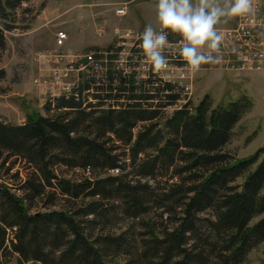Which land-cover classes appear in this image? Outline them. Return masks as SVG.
Segmentation results:
<instances>
[{
	"label": "trees",
	"instance_id": "obj_1",
	"mask_svg": "<svg viewBox=\"0 0 264 264\" xmlns=\"http://www.w3.org/2000/svg\"><path fill=\"white\" fill-rule=\"evenodd\" d=\"M157 94L132 95L117 109L61 97L45 105L54 113L50 117L29 114L20 124L0 119V154L21 156L33 168L20 185L21 198L0 183V264L8 250L17 253L19 264H106V256L122 242L95 232L109 222L110 210L137 218L161 209V218L167 213L166 221L173 224L160 229L154 220H144L148 236L134 253L136 264H208L211 259L238 264L264 239V215L249 225L264 214V156L236 182L262 147L233 160L223 150L240 104L232 102L210 119L201 110L192 114L188 104L167 116L162 108L175 96ZM58 163L76 173L104 175L59 177L53 169ZM156 177L154 185L142 180ZM49 190L44 204L58 191L68 207L29 213L27 207ZM206 210L210 217H201Z\"/></svg>",
	"mask_w": 264,
	"mask_h": 264
},
{
	"label": "rangeland",
	"instance_id": "obj_2",
	"mask_svg": "<svg viewBox=\"0 0 264 264\" xmlns=\"http://www.w3.org/2000/svg\"><path fill=\"white\" fill-rule=\"evenodd\" d=\"M22 1L25 5L21 4ZM118 1L124 2L127 8L126 14L120 17L114 13L115 2ZM8 2L9 4L6 0H0V31L3 36V46L0 47V119L11 124L22 123L29 114L47 117L54 114L50 110L47 111L45 106L48 102L52 104L54 102V99H46L47 86L44 87L49 69L35 60L34 52L40 49H56L54 33L58 28L65 29L68 34L64 48L79 51L109 43L117 27L144 29L148 24L158 27L156 18L158 0H17L15 2L9 0ZM90 20L92 23L85 25ZM236 21L237 16L222 17L217 28L234 25ZM254 71H264V67L239 70L224 68L216 63L202 66L201 71L195 74L186 72L183 76V78L186 74L190 76L187 78L188 81L186 80L191 82L190 93L184 94L183 97L187 98L188 108L192 114L201 110L205 117L210 119L214 111H219L232 102L237 101V104H240L239 119L231 129L228 142L223 146V150L231 155V160L252 156L262 147L258 159L249 166L242 177L236 179L237 183H240L264 156V104H262L264 101L262 103L259 101L261 105H254L253 100L245 93L248 79L245 80V77ZM158 126H162V122H159ZM53 169L59 177L80 180L104 175L95 170L90 173L87 171L76 173L69 166L61 163L55 164ZM31 171L33 168L21 156L9 155L7 151H1L0 183L9 186L18 198H21L23 193L20 185ZM142 180H148L154 185V180L160 179L156 177L142 178ZM172 180L176 179H171L169 182ZM162 185L159 182L158 186ZM49 192L50 190L42 197H37L33 201L35 204L30 208L27 207V211L46 212L68 207L67 197L60 195L58 191L52 194L50 198L52 202L44 204L48 200ZM21 201L26 207V202ZM160 212L161 209L152 208L146 216L131 218L110 210L107 214L110 218L109 222L104 227L98 225L95 232L119 236L122 242L112 254L106 256V264H136L134 253L140 250L144 238L148 236L147 228L143 224L144 220L149 222L154 220L160 229L167 225L173 226L165 219L167 213H163L162 219ZM199 215L204 218L210 217L208 210ZM262 215L264 214L260 213L251 218L249 225ZM201 228L205 229L204 226ZM8 233L11 238L13 236L11 230ZM17 256V253L8 250L3 264H19ZM261 261H264V239L254 244L238 264H259ZM208 264L217 263L211 259Z\"/></svg>",
	"mask_w": 264,
	"mask_h": 264
},
{
	"label": "built area",
	"instance_id": "obj_3",
	"mask_svg": "<svg viewBox=\"0 0 264 264\" xmlns=\"http://www.w3.org/2000/svg\"><path fill=\"white\" fill-rule=\"evenodd\" d=\"M21 4L25 5V2L22 1ZM115 5V15L120 17L126 14L124 2L118 1ZM218 30L223 40L218 53L221 59L217 64L239 70L264 67V0H252L249 13L237 16L236 24L219 27ZM143 31L144 29L117 27L109 43L76 51L64 48L68 34L65 29L58 28L54 33L56 49L34 52L35 60L49 69L44 83V87L47 86L46 99L74 97L96 100V103L102 104V108L117 109L131 102L132 95H140L143 99L144 95L154 96L155 93L167 91L175 96L171 103L162 108L167 116L188 104L183 95L190 93L191 82H187L190 76H183L190 71L177 58L175 42L179 37L169 34L170 43L165 49V55L170 61L169 68L154 73L143 62L141 55L140 37ZM140 102L146 104L144 100Z\"/></svg>",
	"mask_w": 264,
	"mask_h": 264
},
{
	"label": "clouds",
	"instance_id": "obj_4",
	"mask_svg": "<svg viewBox=\"0 0 264 264\" xmlns=\"http://www.w3.org/2000/svg\"><path fill=\"white\" fill-rule=\"evenodd\" d=\"M251 6L252 0H158V29L148 24L140 37L143 62L154 73L169 68L165 49L171 33L179 37L175 42L177 58L193 74L201 71L203 65L219 63L223 36L217 25L222 17L249 13Z\"/></svg>",
	"mask_w": 264,
	"mask_h": 264
},
{
	"label": "crops",
	"instance_id": "obj_5",
	"mask_svg": "<svg viewBox=\"0 0 264 264\" xmlns=\"http://www.w3.org/2000/svg\"><path fill=\"white\" fill-rule=\"evenodd\" d=\"M83 16V14L80 13ZM90 17V15H87ZM91 19V18H90ZM90 22H86L85 25H89ZM73 25V24H70ZM248 78V79H247ZM247 79V91L245 92L253 100L254 105H261L259 101H264V71H254L246 75ZM258 101V102H257ZM264 104V103H262Z\"/></svg>",
	"mask_w": 264,
	"mask_h": 264
}]
</instances>
